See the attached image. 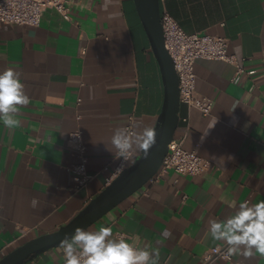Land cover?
<instances>
[{
	"label": "crops",
	"instance_id": "1",
	"mask_svg": "<svg viewBox=\"0 0 264 264\" xmlns=\"http://www.w3.org/2000/svg\"><path fill=\"white\" fill-rule=\"evenodd\" d=\"M38 27H0V249L69 224L107 186L133 119L131 165L154 133L165 104L160 64L134 0H67ZM187 34L229 41L245 72L198 60L197 92L210 117L181 105L174 139L211 163L198 177L170 172L64 246L28 264H65L76 250L119 235L140 264H202L233 241L231 263L264 264V0H160ZM184 119H188L186 123ZM82 131L92 180L78 187L68 169L81 162L68 145ZM225 234V238L221 235Z\"/></svg>",
	"mask_w": 264,
	"mask_h": 264
},
{
	"label": "built area",
	"instance_id": "2",
	"mask_svg": "<svg viewBox=\"0 0 264 264\" xmlns=\"http://www.w3.org/2000/svg\"><path fill=\"white\" fill-rule=\"evenodd\" d=\"M47 9H55L66 21L71 20V9L67 0H0V27H38L42 14ZM161 22L165 46L173 59L178 76L180 103L189 110H197L204 117H210L213 110V101L200 95L196 90L195 64L198 60L222 61L237 67L234 81L243 75L255 74V71L245 72L237 58L229 54V41L226 38L208 34H187L168 13L161 16ZM184 121L187 123L188 119ZM133 135V119L130 118L125 135L118 146L116 166L112 174L106 178L107 187L131 165ZM184 139H174L169 144L168 155L158 173L150 180V184L159 181L170 172L180 176L198 177L211 168V163L196 151L184 148ZM68 145L81 155V162L70 167L68 171L78 177L79 188L86 187L93 177L87 173L88 158L82 131L71 133ZM221 236L225 238L224 233ZM233 245L234 240L208 250L203 256L202 264L231 263L234 257ZM6 255V251L0 249V261ZM143 257L140 251L125 242L123 235H119L115 240L106 241L98 247L87 245L76 250L67 258L65 264H140Z\"/></svg>",
	"mask_w": 264,
	"mask_h": 264
},
{
	"label": "water",
	"instance_id": "3",
	"mask_svg": "<svg viewBox=\"0 0 264 264\" xmlns=\"http://www.w3.org/2000/svg\"><path fill=\"white\" fill-rule=\"evenodd\" d=\"M140 19L160 64L166 96L163 112L154 133L145 144L141 156L85 210L58 231L40 236L8 253L0 264H28L52 248L64 246L77 234L86 231L107 214L142 190L158 173L168 155L180 123L179 81L173 59L165 46L161 22L160 0H134Z\"/></svg>",
	"mask_w": 264,
	"mask_h": 264
}]
</instances>
